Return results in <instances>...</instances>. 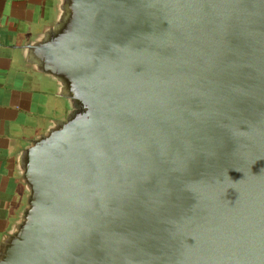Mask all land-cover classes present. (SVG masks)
Returning a JSON list of instances; mask_svg holds the SVG:
<instances>
[{"label": "water", "instance_id": "water-1", "mask_svg": "<svg viewBox=\"0 0 264 264\" xmlns=\"http://www.w3.org/2000/svg\"><path fill=\"white\" fill-rule=\"evenodd\" d=\"M54 1L0 264H264V0Z\"/></svg>", "mask_w": 264, "mask_h": 264}, {"label": "crops", "instance_id": "crops-1", "mask_svg": "<svg viewBox=\"0 0 264 264\" xmlns=\"http://www.w3.org/2000/svg\"><path fill=\"white\" fill-rule=\"evenodd\" d=\"M54 13V0H0V239L25 203L16 154L65 109L53 83L25 67L15 46Z\"/></svg>", "mask_w": 264, "mask_h": 264}, {"label": "built area", "instance_id": "built-area-1", "mask_svg": "<svg viewBox=\"0 0 264 264\" xmlns=\"http://www.w3.org/2000/svg\"><path fill=\"white\" fill-rule=\"evenodd\" d=\"M1 27H2V17L0 15V35H1Z\"/></svg>", "mask_w": 264, "mask_h": 264}]
</instances>
